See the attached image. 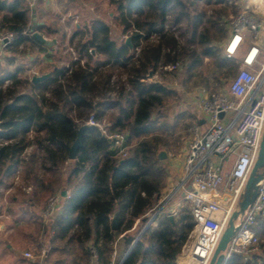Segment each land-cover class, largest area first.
Segmentation results:
<instances>
[{
    "label": "trees",
    "instance_id": "trees-1",
    "mask_svg": "<svg viewBox=\"0 0 264 264\" xmlns=\"http://www.w3.org/2000/svg\"><path fill=\"white\" fill-rule=\"evenodd\" d=\"M106 1L115 8V19L132 46L113 40L106 22L91 20L84 31L76 29L71 35L70 46L79 39L78 57L60 56L70 64L59 66L48 60L60 50L47 52L32 36L27 0H0V25L16 34L7 49L16 53L26 47L39 54L29 58L28 66L18 65L0 75V186L9 188L8 180L21 169L32 177L33 192L24 199L27 206L17 220L39 222L42 244L38 246L46 245L48 264H88L89 243L98 251L99 264H112L120 236L123 255L114 264L122 258L121 264H177L195 225L189 208H181L172 219L157 217L146 227L147 214L166 187L167 168L159 154L172 145L181 147L185 138L180 128L184 120L195 117L183 111L170 119L163 109L173 92L146 78L150 71L155 75L162 66L181 60H186L190 77L205 58L215 59L220 69L240 66L239 59L216 51V43L229 32L224 19L234 12L230 0ZM208 5L220 8H213L210 15L204 8ZM183 27L177 37L175 31ZM45 29L49 28L44 23L37 28L41 33ZM93 49L104 60H95ZM41 55L51 75L34 84L22 74L32 70ZM16 61L15 56L7 57L8 64ZM114 70L127 75L119 91L113 88ZM91 114L97 125L88 124ZM107 116L109 123L102 129ZM83 126V144L71 160L63 186L66 196L56 216L45 223L33 210L42 205L46 190L54 193L56 186L61 187L60 182H46L40 173L54 171L69 159V148ZM116 133L126 135L125 154L114 149L107 136ZM116 212L118 224L113 230ZM138 220L146 228L136 239L131 231ZM254 230L261 252L251 263L234 255L227 264H264V221ZM54 255L58 257L51 262Z\"/></svg>",
    "mask_w": 264,
    "mask_h": 264
},
{
    "label": "built area",
    "instance_id": "built-area-1",
    "mask_svg": "<svg viewBox=\"0 0 264 264\" xmlns=\"http://www.w3.org/2000/svg\"><path fill=\"white\" fill-rule=\"evenodd\" d=\"M259 15L264 17L247 7V11L229 22L230 34L223 51L229 59L239 55L240 68L226 87L202 98L203 118L190 128V139L180 156V175L176 182H169L147 221L146 227L157 217H174L188 205L195 225L177 264L181 258L195 264L210 263L233 213L239 210L259 156L264 134V20ZM15 38L12 32L1 34L0 52ZM180 66L181 62H177L165 69L173 72ZM88 124L97 125L94 115ZM107 136L114 149L125 154L126 135ZM61 199L62 194H57L47 200L42 212L46 221L56 216ZM261 221H264V168L254 201L235 220L236 232L222 264H227L234 255L253 262L254 254L261 252L254 230ZM90 251L88 264H99L97 249L92 246ZM25 256L33 258L30 252ZM122 261L123 258L119 264Z\"/></svg>",
    "mask_w": 264,
    "mask_h": 264
},
{
    "label": "rangeland",
    "instance_id": "rangeland-1",
    "mask_svg": "<svg viewBox=\"0 0 264 264\" xmlns=\"http://www.w3.org/2000/svg\"><path fill=\"white\" fill-rule=\"evenodd\" d=\"M27 2L30 8L31 28L33 23L32 9H35L36 21L39 24H46L49 28L45 29L43 33H40L43 34L48 40H50L52 42V45L43 46L46 48L47 52L51 51V49L53 48L55 51L57 49L60 50L58 54H56L55 57L52 58V62L59 66H69L70 64V62H66L60 59V56L65 57L71 55L74 58L78 57L77 46L79 45V39H75L72 46H70L69 41L71 35L76 31V29L84 31L86 29V25L89 24L91 20L98 19L106 22L110 26L112 39L119 44L126 43L127 38L130 37L129 34L124 33L122 27L118 25V22L115 19L116 10L106 0H56V6L53 0H41V2L40 0H27ZM247 7L254 10L258 14H264V0H230V10L234 13H231L227 18L224 19L227 22L228 28L229 22L237 18L240 13L247 11ZM204 8H207L208 14L211 15L213 14V8L217 10L220 7H213L208 5L204 6ZM1 16L2 14L0 13V21ZM259 16V19L261 21L264 20V17L262 15ZM184 31L185 27H183L179 31H175V35L179 37V35ZM6 32L11 31H9L6 27L2 28L0 25V35ZM226 41L227 38H225L221 42L216 43V51L221 53L222 57L225 56L223 47ZM182 42L183 40L181 41V43ZM8 56H15L17 61L14 62V64H8ZM37 56H39V54L36 49L26 47L19 48L16 53H12L8 49L1 51L0 75L3 74L7 69L11 70L18 65L28 66L29 64H27V61H29V58H35ZM93 56L95 60H104L103 57L98 55L95 50ZM237 59H239V55ZM48 61H46L45 56L41 55L38 64L35 65L32 70L23 73L22 78L32 79L33 76H41V73H48L50 70ZM180 62L181 66L177 71L169 72L165 69L166 66H162L156 71L155 75L153 74V77L150 78L148 74L146 78L147 82H159L173 92L171 96L165 99V107L163 109L164 112L169 114L170 119L173 118V116H175L177 113L183 111L192 113L195 117L194 119L184 120L183 126L182 128H180L181 131L179 132V134L183 135L185 138L182 142L181 147L178 148L172 145L167 150H163L167 154V157L165 159H161L165 160L164 165L167 168V178L165 181L166 187L162 191V194L156 202L155 206L147 214L148 218H150V216H152L154 211L157 209L159 205L158 203L163 197L165 190L169 185V182H176L180 175L181 163L179 155L182 153L184 144H186L190 139V128L192 124L199 116H202L199 107L202 98L209 94L219 92L221 89L226 87L228 82L240 68V66H234L235 68L232 71H230L228 68L220 69L217 67L215 59L205 58L202 65L192 71L193 75L190 77V73L185 70L186 60H181ZM111 72L114 73V76L112 78L113 88L116 91H119V89L123 85H126L127 75H120V71L118 70H114ZM113 96H115V94ZM69 115L71 117H76L74 113H70ZM92 115L93 114L89 116L88 121ZM109 117L107 116L106 118H104L102 128H104V126L109 123ZM32 150L33 149L29 150L28 154H30ZM35 168L36 173L39 174L40 170H38V166H35ZM71 168L72 162L70 159H68L63 165L57 167L56 170L47 172L45 175L40 173V176H43L46 182L52 181L55 182L56 185H58V182H60L61 188L59 190V188H57L58 186H56V190L54 193H50L47 190L44 192L45 196L44 200H42V205L36 209L38 213H40V211L44 209L46 202L50 197L61 194V192L65 191V188L63 186ZM25 171V169H21L18 174H16V176L9 179L8 185H10V187L5 188L4 196L6 201L3 207L4 209L6 208V214L8 217H2V221L6 224H10V222L14 223L15 217L21 216L20 214H22L25 207L27 206L26 203H24V199H28L33 192L32 177H28ZM9 207H11L12 209H9ZM184 207H188V205L185 204ZM10 214L12 216H9ZM144 228L145 226H143V224H141L138 220L135 223V227L133 228V231H131V234L136 236V239H138L139 233H141ZM39 229V222H30L26 219H23L22 224L18 228L10 232V236L8 237V240L14 245V250L10 254H6V256L4 257L5 261L2 262L1 260L0 264H45V262L43 263L46 257V255H44V251L46 252L47 249L44 243L42 245L43 248L38 246V244L41 242L40 240L42 239L40 236L41 232L38 231ZM119 239H122V236H120ZM92 246L93 244L89 243V247L91 248ZM116 251L113 254V261L115 263H117L123 255L116 254ZM26 252H30L33 255V258H27L25 256ZM57 257L58 255H54L50 259L51 262H54ZM185 261L186 264H195L190 259ZM181 262L183 263L182 258L180 259V263ZM46 264H48V261Z\"/></svg>",
    "mask_w": 264,
    "mask_h": 264
},
{
    "label": "water",
    "instance_id": "water-1",
    "mask_svg": "<svg viewBox=\"0 0 264 264\" xmlns=\"http://www.w3.org/2000/svg\"><path fill=\"white\" fill-rule=\"evenodd\" d=\"M32 18H33V23H32L31 31H32L33 38H35L42 45L51 46L52 42L50 40H48L43 34H41L37 30V28L40 24L36 21V10L35 9H32ZM126 44H128L129 46H132L130 37L127 38ZM91 52H92V54H94V49L91 50ZM50 75H51L50 73H47V74H43L41 76H33L32 82L34 84L42 82V81L46 80ZM149 77L150 78L153 77L152 71L149 72ZM84 131H85V126L81 127L78 130L77 138H76L75 142L72 144V146L69 148V159L70 160H74L76 158L77 151H78V149L81 148V146L83 144L82 142H83ZM166 157H167L166 152H164V151L160 152V154H159L160 159H165ZM263 168H264V134H263V138H262V142H261L259 156H258L256 163L254 164V167L252 169V172H251L250 177L248 179V182L246 184L245 192H244L242 200L239 204V210H237L233 213V215L229 221L228 227L224 231V234H223V236H222V238H221V240H220V242H219V244L215 250V253H214L209 264H222L224 262L225 252H226L228 245L231 242V240H232V238L236 232L235 220L238 218L239 215L243 214L245 212V210L248 208V206L254 201V199L256 197V192H257V184L262 178V169ZM62 196L63 197L66 196L65 191L62 192ZM172 218L173 217H171V219ZM117 224H118V213L116 212L113 216L112 224H111V227L113 230L117 229ZM134 244L132 245V247L134 246Z\"/></svg>",
    "mask_w": 264,
    "mask_h": 264
},
{
    "label": "crops",
    "instance_id": "crops-1",
    "mask_svg": "<svg viewBox=\"0 0 264 264\" xmlns=\"http://www.w3.org/2000/svg\"><path fill=\"white\" fill-rule=\"evenodd\" d=\"M55 1L56 0H53L54 4L56 6V2ZM40 2H41V0H40ZM229 34L230 33L228 32V35L226 37L227 39L229 38ZM245 45L246 44H244V49H246ZM52 58H54V57H52ZM52 58L49 60V62L52 63V64H55L54 62H52ZM48 73H50V72H48ZM201 115H202V113H201ZM199 118H203V115L199 116L196 120H198ZM187 143L184 144V146L182 148V153L179 156L183 155V152L185 150V147H186ZM4 193H5V186H2V187L0 186V261L2 260V262L5 261L4 257L6 256V254H8V253L10 254L14 250V245L12 244V242H10L8 240V237L10 236V232L15 230L16 228H18L22 224V221L17 220V218H20V216L15 217L14 223L10 222V224H6V223H4L2 221V217H8L7 214H6L7 210H6V208L4 209V207H3V205H4L5 201H6ZM67 194H69V193H67ZM4 210H6V211H4ZM43 210L44 209H42L40 211V213H38V211H36V209L33 210V211L35 213H37L38 215H40V217L44 220V222H48L42 216ZM9 216H12V215L10 214ZM41 238H42V236H41ZM40 241H42V239ZM116 252H117L116 254H118V255L123 252V242H122L121 239H117V251ZM46 253H47V251L46 252L44 251V255H46ZM44 262H45V264L47 263L46 262V257H45V261H43V263Z\"/></svg>",
    "mask_w": 264,
    "mask_h": 264
},
{
    "label": "bare ground",
    "instance_id": "bare-ground-1",
    "mask_svg": "<svg viewBox=\"0 0 264 264\" xmlns=\"http://www.w3.org/2000/svg\"><path fill=\"white\" fill-rule=\"evenodd\" d=\"M182 260H183V263L184 264H186V261H185V259L184 258H182ZM182 262L180 263V260H179V263L178 264H183Z\"/></svg>",
    "mask_w": 264,
    "mask_h": 264
}]
</instances>
